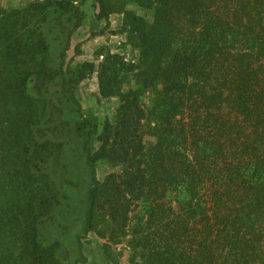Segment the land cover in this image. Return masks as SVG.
Segmentation results:
<instances>
[{
	"label": "trees",
	"instance_id": "trees-1",
	"mask_svg": "<svg viewBox=\"0 0 264 264\" xmlns=\"http://www.w3.org/2000/svg\"><path fill=\"white\" fill-rule=\"evenodd\" d=\"M89 1L108 22L111 0L0 7V264H68L41 229L66 127L91 181L76 264L97 211L141 264H264V0H121L142 69L126 94L106 85L102 120L77 98L93 63L68 59Z\"/></svg>",
	"mask_w": 264,
	"mask_h": 264
},
{
	"label": "rangeland",
	"instance_id": "rangeland-1",
	"mask_svg": "<svg viewBox=\"0 0 264 264\" xmlns=\"http://www.w3.org/2000/svg\"><path fill=\"white\" fill-rule=\"evenodd\" d=\"M43 0H0V7L13 12L25 11L31 3ZM109 21L96 18L98 8L89 1L84 5L87 17L83 25L71 37V46L68 50V59L76 62L91 61L94 65L91 76L82 81L78 87L77 98L85 114H95L98 120L105 116L114 119L120 103L118 94L105 96L106 85L109 84L120 93H128L135 88V78L142 69L141 52L130 39L124 27V8L121 0H111ZM126 8L140 12L138 7L127 5ZM80 44V54H75V46ZM150 93L143 97V102L149 105ZM67 128V127H66ZM65 128L64 148L50 164V175L61 188V200L56 215L44 219L41 229L48 241H60L59 257L68 255V264H76L79 257L76 234L82 233L85 225L86 201L85 194L91 181L85 159L80 155L77 146L81 138L72 137L71 129ZM71 128V126H70ZM61 139L62 137L58 135ZM71 142V144H70ZM56 152V149L54 150ZM58 152V151H57ZM54 159V158H53ZM56 169V171H55ZM111 169L105 165L98 168L97 176L100 180ZM77 185L78 189L75 188ZM76 192L74 194V192ZM103 219V213L97 211L94 222L95 229L89 231L83 242V253L87 260L80 264H141L133 261L128 246L130 235L116 236L108 230ZM118 240V242H115ZM104 246H107L108 252Z\"/></svg>",
	"mask_w": 264,
	"mask_h": 264
}]
</instances>
